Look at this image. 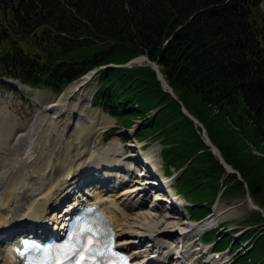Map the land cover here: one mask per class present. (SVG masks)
Masks as SVG:
<instances>
[{
    "label": "trees",
    "instance_id": "16d2710c",
    "mask_svg": "<svg viewBox=\"0 0 264 264\" xmlns=\"http://www.w3.org/2000/svg\"><path fill=\"white\" fill-rule=\"evenodd\" d=\"M264 0H0V79L61 90L96 72L95 100L136 136H161L164 171L202 219L218 196L246 193L264 208ZM158 61L178 98L149 63ZM87 74V73H86ZM206 128L228 171L203 136ZM153 113V110H156ZM239 241L210 229L205 240L232 247V264H264V215ZM251 238L247 248L243 243ZM241 242V243H240ZM241 248V249H240Z\"/></svg>",
    "mask_w": 264,
    "mask_h": 264
},
{
    "label": "rangeland",
    "instance_id": "374dc122",
    "mask_svg": "<svg viewBox=\"0 0 264 264\" xmlns=\"http://www.w3.org/2000/svg\"><path fill=\"white\" fill-rule=\"evenodd\" d=\"M260 11L264 13V2ZM107 66L108 64H103L96 69L98 71L99 69ZM95 75L96 72L87 79H84V75H82L78 79L64 86L59 91L50 87H31L26 84L23 85L20 81H9L6 83L0 80V120H3L0 126V133H9L11 129L17 125L21 126L22 129L26 127L31 131H34L36 128V130H38L40 128L39 126L45 125L50 129L49 133L54 130L53 133L55 132L56 136H60L62 134V128L65 126V123L68 122L67 132L61 136H63V138L64 136H72L70 139H73V137L75 139L76 137L74 141L78 149L82 148V144L86 142L87 146H89L87 151L90 153L91 150L94 149L93 147H108L111 142H114L116 144L115 146L120 148L117 158L121 162H124L127 166L126 168H131V165H133L134 171L132 170V175L130 172L122 173L119 178L122 179L124 177H129V179L124 180V183H121V185L119 184V186L116 185L112 191H109L110 187L104 196L116 198L120 205L124 206V210L121 208V210L124 211L123 218L120 219V223L122 222L124 227L132 229L138 226L136 223L138 221H151L158 229V232H171L172 236L170 235L169 237H171L174 242L169 244L172 247L170 248V255L172 254L173 256V251L176 252L179 250V232L181 229H185L188 224L187 220L189 212L185 209L186 200L184 197L177 194L176 188L172 185L174 181L173 176H166L167 174L165 175L164 173L165 167L162 158L164 143L162 141V137L152 135L144 140L138 138L136 136V131L142 125L141 117L136 118L133 126L123 128L118 122L117 117L106 109L104 105L95 100V94L99 85V81ZM19 84L23 86L21 87ZM81 85L83 86L81 87ZM76 87L78 90L77 92ZM74 89L76 94H71L70 90ZM61 97L63 100L62 102L67 103L65 107L60 105L57 109L48 108L50 103L59 100ZM5 110L7 112H4ZM61 111L70 113L63 115L60 118H56L55 121L60 123V125H58V127L55 126L56 128H54V122L51 120L49 122V119L45 120L44 115L47 117L56 115L57 117ZM156 111L157 109L153 110V113ZM36 116H39L40 119H36ZM12 120L16 123L14 124V121ZM41 122L42 124H40ZM200 126H202L203 129V125L200 124ZM14 146L16 148V144H14ZM133 151L135 154L138 153L141 155L143 163L137 164L134 159L130 158ZM89 153L85 152L86 156H88ZM124 159H126V161ZM7 161L4 163V165L7 166L6 168H8L11 163L10 160ZM91 168H93V165ZM150 170H152L153 175H151ZM96 171H94V173H98ZM174 171L176 170H174L173 167V172ZM117 175L119 176V174ZM152 177L155 178V181H164L165 185L162 190L157 187V184H155V186H150L148 188L149 192L144 195L141 188L143 187V184L146 181L151 180ZM134 185L137 186L134 187ZM129 186L132 187L127 188ZM245 186L248 187L247 183ZM133 187L134 189L132 190L131 188ZM89 188L91 189L90 192L92 194H97L99 192V189L94 187ZM123 190L129 194H124ZM76 192V196H78V191ZM169 193L172 195L174 202H167L164 198L156 200L160 196L166 197L167 200H171L172 197ZM71 195L72 194L70 193L69 196ZM127 196H131L130 198L139 200L142 198L144 199V203L131 205ZM155 200L156 204L155 206H152L153 203H155ZM161 200H163V202L157 205V202ZM60 205L63 206L64 204L62 203ZM128 205H130V207ZM211 210L216 213L210 222L211 224L209 225V228H218V232L231 235L235 237L236 241H239L250 229L254 228L253 226L256 225V223L250 224L245 220L249 213L253 210L251 209L246 193H238L236 191L234 194L220 195L219 200L217 203L212 205ZM214 213H211L206 218L208 219ZM143 214L146 215L145 219L143 218ZM166 214H172L175 217L171 219V221L167 222L165 221ZM184 221L186 222L184 223ZM24 227V225L21 226V228ZM205 227L208 226H200V229H198L189 240V242L194 241V251H189L185 257L178 259L176 264H208L207 260L216 254L213 252L216 243L202 244L201 242V234L203 233H201V231ZM125 236L128 237V233H126ZM120 237L124 236L121 235ZM150 240V237L143 236V240H140L141 242H136L135 244L133 243L134 245H131L130 250L137 248L138 246H143L145 250H148V252L154 250V248L157 250L155 242L152 240L149 242ZM250 241L251 238L244 242L241 248H247ZM6 244V241L0 240V248H4ZM154 252L156 254V251L151 253ZM231 253L230 249L220 253V255L224 256L223 264H232L235 262L233 260L234 254ZM155 254L153 255L154 258ZM142 256L143 254H139L136 257L134 256V260H137L138 258V260H142L144 258V256ZM150 257H152L151 254L147 258ZM175 259L177 258H173V260ZM166 261L167 264H172V258H166Z\"/></svg>",
    "mask_w": 264,
    "mask_h": 264
},
{
    "label": "bare ground",
    "instance_id": "6f19581e",
    "mask_svg": "<svg viewBox=\"0 0 264 264\" xmlns=\"http://www.w3.org/2000/svg\"><path fill=\"white\" fill-rule=\"evenodd\" d=\"M89 76V73L85 74L84 79H87ZM19 85L22 87L24 84ZM77 87L76 92L78 91ZM70 92L71 94H76L75 89L70 90ZM62 101L61 97L59 100L50 103L48 108L57 109L60 105L65 107L67 103H63ZM4 112L7 111L5 110ZM69 113L70 112L65 113L61 111L57 117L56 115L51 117L44 115V118L45 120L49 119V122L50 120L53 121L54 128H56L55 126L58 127L60 123L55 121V119ZM36 119H40L39 116H36ZM2 121L3 120H0V126ZM15 123L14 121V124ZM40 124H42V122ZM68 124V122L65 123V126L61 130L62 134L67 132ZM39 127L38 130H36V128L34 131H31L26 127L22 129L21 126L17 125L14 126L9 133H0V233L8 231V236L4 237V240L2 239L6 241L7 244L4 248H0V264H22L21 261L16 259L9 245V242L13 239L12 237L16 235L15 233L20 223L31 222L27 224H32V226L36 228H45L50 224L48 222L51 221L52 223V221H55L56 226L63 228L67 222V215L70 213V204L81 202L82 198L78 199L79 196H76V189H78L79 185L87 183L93 185L96 189L101 186H110L111 188L109 191H112L117 184H121L125 180L124 178H119L121 174L125 172L128 173V169H130L126 168L127 166H124V162H121L117 158L120 148L115 146L116 144L114 142H111L108 147H93L94 149L89 153L87 151L89 146H87L86 142L82 144V148L78 149L74 141L76 137L75 139L74 137L70 139L72 136H64L63 138V136H61L62 134L56 136V133H53V129V131L49 133L50 129L45 125ZM14 144H16V148ZM85 152L89 153V155L86 156ZM130 158L134 159L137 164L143 163L141 155L138 153L135 154L134 151ZM7 160L11 162L8 168L4 165ZM124 160L126 161V159ZM92 165L93 168H91ZM94 171L98 173H94ZM86 172L92 173H90L88 177V173ZM150 173L153 175L152 170H150ZM117 174H119V176ZM154 179L155 178L152 177L151 180L143 184L141 190L144 192V195L149 192L148 188L150 186H155V184H157V187L161 190L163 189L165 182L161 180L158 182ZM136 186L137 185H134V187ZM106 187L102 190L100 189L101 192L104 191ZM130 187L132 186L127 188ZM134 187L131 189L133 190ZM69 190H74L75 193V195L72 193L73 197L71 199L67 194ZM101 192L92 195L88 194L91 195V197L87 198L91 203H102V206L105 208L116 228L118 244H124V246L130 248L132 242L134 244L136 242H141L140 240H143V236H147L156 243L155 245L157 249H159V252L156 254L155 252L151 253L156 251L155 249L148 252L143 246L132 249V253L135 257L139 254H143L144 256L142 260H138V258L133 261L134 264H143V262H146L144 264H152L154 254L159 257H169L170 246L166 238L170 235L172 236L171 232H158V229L151 221H138L136 222L138 226L132 229L124 227V224L122 222L120 223V219L123 218L124 214V206H121L116 198L110 197L109 199V196H103ZM124 194L129 193L124 191ZM130 197L131 196H127L131 205L144 203V199L142 198L139 200ZM158 198H164L165 201H169L166 197L160 196ZM61 200L62 202H66L64 204L66 205L64 209L57 205ZM163 200L157 202V205L162 203ZM128 206L130 207V205ZM121 208L123 209L122 216L118 215L116 210H121ZM63 211H66V213ZM215 213L202 222L187 224L185 229L180 230V241L183 240L185 242L182 248L188 245L191 236L200 229V226H209L211 224L210 222L212 218H214ZM145 217L146 215L143 214L144 219ZM174 217L175 216L172 214H166L165 221H171ZM185 222L186 221H184V223ZM126 233H128V237H126L127 235L125 236ZM119 235H123L124 237H120ZM151 240L149 242H151ZM150 254L152 257L147 258ZM186 254L187 253H184L183 257H185ZM173 258L176 257L173 256ZM177 260L178 258L173 260L172 264H176L178 262ZM223 261L224 256L222 255H214L207 260L208 264H223ZM159 264H162V262H159Z\"/></svg>",
    "mask_w": 264,
    "mask_h": 264
},
{
    "label": "water",
    "instance_id": "95a60500",
    "mask_svg": "<svg viewBox=\"0 0 264 264\" xmlns=\"http://www.w3.org/2000/svg\"><path fill=\"white\" fill-rule=\"evenodd\" d=\"M142 61H145L146 63H149L152 65L153 68H155V70L157 71V75L159 77V79L161 80V83L163 85V87L167 90H169L175 97H177V94L176 92L174 91V89L172 88V86L170 85V83L168 82V80L166 79L164 73L162 72V70L160 69V64L158 63V61L156 60H152L150 59V57L147 55V54H140L134 58H132L131 60H129L126 64L128 65H131L133 62H139V63H142ZM97 71V69H93L90 71V74H93ZM184 111L190 115L196 122L202 124V122L199 121V119L197 117H195L185 106L183 107ZM203 133H204V136H205V141L208 145H210L211 149L217 153L221 159V161L225 164V166L227 167V169L229 171H234V172H237L238 176L241 178V173L238 169H236L232 164L228 163L225 158L223 157L220 149L218 148V146L213 143V141L211 140V138L209 137L207 131H206V128L203 127ZM179 173V171L177 172ZM248 199L252 205L253 208L255 209H259L263 212V215H264V209L256 204H253V200H252V197L248 191Z\"/></svg>",
    "mask_w": 264,
    "mask_h": 264
}]
</instances>
